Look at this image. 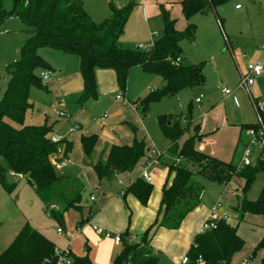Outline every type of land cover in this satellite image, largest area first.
<instances>
[{
    "label": "trees",
    "instance_id": "16d2710c",
    "mask_svg": "<svg viewBox=\"0 0 264 264\" xmlns=\"http://www.w3.org/2000/svg\"><path fill=\"white\" fill-rule=\"evenodd\" d=\"M83 1L13 0L12 9L6 12L2 7L3 0H0V26L5 20L18 17L28 33L18 50V59L6 67L8 81L0 99V184L9 188L7 174H21L46 206L59 204L60 214L70 209L81 212L85 208L82 204L84 187L82 184L78 185L68 196L59 192L60 184L70 185L73 181L57 174L51 159L58 154L65 157L71 149L70 142L63 138L57 144L51 143V129L46 125H21L29 107L30 87H41L38 72L50 71L38 55V48L62 50L76 56L83 83L81 103L97 96L94 77L97 69L112 70L121 91H125L128 74L134 67H141L160 78L161 87L151 90L147 97L134 103L141 109L142 115H145L150 101L173 97L184 89L201 87L204 83L202 65H185L181 59L180 43L193 40L195 26L187 25L183 32H177L173 20L162 13V35L153 43V47L144 52L139 49L131 51L122 48L118 40L132 7L128 5L116 9L109 4L110 16L100 23H94L83 9ZM229 1L231 0H182L179 6L183 18L189 21L197 14L215 11ZM177 59L179 63L176 65L174 61ZM185 118L189 121L182 124L172 115L157 117L162 135L170 142L167 151L181 160L178 164L174 162L168 166V175L172 174V179L169 185L165 184L162 188L160 206L153 224L138 242L130 241L127 232L120 234V252L111 264L157 263V255L149 246V237L155 228L178 229L185 217L197 207L202 186L193 180L196 176L220 185L227 184L233 177L242 178V199L233 207V211L237 213V222H241L245 214L264 219V188L255 200L245 198L256 175L264 172V148L254 164L238 170L231 162L225 163L195 150L194 142L200 138L196 127L194 136L179 146V139L191 124L187 114ZM259 118L260 126L264 129L263 111L259 112ZM7 120L20 126L12 127ZM258 127V123L248 126L254 129ZM95 141L94 135L81 137L80 144L85 157L92 154ZM147 154L143 141L133 139L130 145L112 146L105 162L94 165L93 170L98 180L114 173H127ZM151 191L152 185L140 178L126 187L125 194H131L142 206H146ZM88 219L89 216H85L78 224L82 225ZM263 241L254 247L248 259L254 258L256 251L263 247ZM243 246L244 240L238 235L236 226L225 219H218L215 229L194 237L186 256L189 264H196L198 257L204 264H230ZM60 256L61 253L56 251L52 242L25 225L0 253V264H56ZM69 263L92 264L88 249L86 248L83 256H70ZM258 264H264V256Z\"/></svg>",
    "mask_w": 264,
    "mask_h": 264
},
{
    "label": "crops",
    "instance_id": "0c3cea01",
    "mask_svg": "<svg viewBox=\"0 0 264 264\" xmlns=\"http://www.w3.org/2000/svg\"><path fill=\"white\" fill-rule=\"evenodd\" d=\"M164 1L168 4V7L166 8H170L169 18L173 20L175 30H177L175 23L179 24L181 18L185 22H189L198 15L206 16L209 13L207 11L203 14H197L189 21H186L182 16L179 6V2L182 0ZM172 4H175V6H172ZM176 6L179 8H176ZM236 6L237 5L234 7L235 11H240L241 7L236 8ZM216 10H212L211 12L215 15ZM153 11L154 10H151V13H153ZM216 24L218 27L222 28V24L218 18ZM151 37H153V34H150V38ZM225 41L227 44L226 51L224 49L216 50L218 43H209V45L206 46V49L209 51L211 50L212 53V55L209 56L210 60L207 61L211 68L208 76V79L211 78V81L208 80L210 84L206 82L204 77L207 76L204 73L205 66L202 62L197 64L202 65L203 67L202 74L204 83L201 88H203L204 85L207 86L206 90L203 92V104L201 99H199V102H196V99H194L195 104L198 106L202 104L199 108V110H201V119L190 118L191 124L184 135L179 139L178 145L181 146L187 139L193 137L195 133L194 127H196L200 138L196 139L194 142L195 150L207 156L210 154L209 157H213L219 161L225 163L231 162L237 168V166H240V160H238L237 164H234L233 160L239 146L243 148L244 145H248L244 156L246 152L251 151V147H253L252 154L249 153V156L251 154L254 158L252 164H254L256 157L260 155V152L264 148V145L260 144L253 146V144H251L253 137L248 133V129H250L248 126L250 125L258 123L259 127L257 129L253 128L255 131L262 128V126H260L259 113L256 112L254 107V102H257V98H253L252 94L258 96L259 91L264 87V47L262 44L257 45V50L252 52L248 58L236 45L235 48H232L228 39H225ZM183 42L185 41L180 43L181 49V44ZM39 49L44 51L43 56H49L48 59H45V57L43 58V56L41 57V55L38 54L47 64V70H50L51 72L49 79L46 83H43L45 84L43 89L46 94V104L48 108L55 111L62 110L64 114L67 113L71 118L76 120L79 127V130L75 133L67 135L66 132V136L62 137L71 143L70 151L63 158L58 154L51 159V162L53 160H58V158L60 160L67 159L69 161L68 163H70L69 169L70 167L72 169L67 170L66 166L60 172H57V174L73 181L72 184L65 185L68 189L71 187H75L76 189L78 185L82 184L84 189H87L89 193L86 203L83 202L82 195V204L85 208L82 209L81 212L70 209L60 214L61 207L58 203L55 204L57 210L55 212L53 210V216H51L58 226H60V228L57 227L55 229L56 239H53V235H51L52 232L50 234V232L47 231L48 229H46L47 227H43L45 228V231L43 229L36 230L32 227L30 228L40 232L46 239L52 242L57 252L62 253L67 250L68 253L65 255V259L68 261H70V256H83L87 248L88 256L92 264H111L115 258L116 249L120 247L119 245H114L111 238H105L104 232H109L113 235H120L127 232L130 241H139L141 235L155 221L160 206L162 188L165 184L169 185L171 182L172 174L168 175L169 165L165 159H161V155L159 164L149 168L148 172L152 179V182L150 183L152 185V191L146 206H142L131 194H125L126 187L141 178L145 161L149 158V151L152 148L150 147L151 139L149 134L140 121V116L142 114L140 116L136 115V117L132 112L134 109L129 107L128 104H126V106L123 101L125 98L127 103L135 106L136 109L139 110V107H137L136 104L128 101L127 96L130 94V88L128 87L127 91H121L117 85L115 73L112 70L97 69L94 73L97 96L81 103L80 94L83 90V83L79 73L76 56L62 50L46 47L38 48L37 53ZM55 54L57 55L54 56ZM199 56L197 60L202 59V57ZM73 57L76 60H72ZM183 59L185 61V58ZM184 61H182L183 64H186ZM248 64H259L262 67V73L260 76L254 78L252 85L248 89L238 88L237 85L239 79L246 73V67ZM187 65L189 64L187 63ZM136 69H140L145 76L150 77L148 72L141 67L132 68L129 75H131L133 70L136 71ZM42 71L44 70L38 72V76ZM135 76H137V74H135ZM145 76H138V78H140L141 81H147L149 78H146ZM212 79H216L219 82L218 84L221 86L219 93L224 95V97L227 96L229 98H234L231 94H225L223 92V89L225 90L223 84L229 83L234 86V93L235 91L237 92L239 100L234 104L227 102L229 99L223 102H217L212 92ZM159 87H161L160 78L158 88ZM213 87L218 89V85H213ZM153 89H156V87ZM153 89L150 87L148 93ZM183 91L184 90L180 91L173 97H177ZM144 92L145 90H141V93ZM141 93L137 96H140ZM116 97H120L121 99H117ZM137 100H139V98ZM89 103H91V105ZM95 104L101 108L98 113L93 114V118H87L82 121L75 119L77 113H79V110L76 109V107L83 108L86 105H90L86 106L84 109L90 108L93 110V105ZM262 111L264 112V110ZM55 117L56 119L58 118L56 115ZM69 118L65 117L59 119H66L70 122L71 119L69 120ZM177 118L182 124H186L189 121L186 120L185 115ZM65 121L64 123H66ZM43 124L51 129V136L55 135V127L60 125L56 120H54L52 124L51 121H45ZM68 129L69 128H67V130ZM131 129H134V131ZM91 135L96 137L94 149L90 157H85L81 149L80 139L82 136ZM133 139L143 141L148 152L146 157L141 159L130 172L114 173L108 178L98 180L94 173L93 166L105 162L108 151L112 146L130 145ZM208 146L209 148L206 150L205 148ZM262 153L264 154V151H262ZM242 167H244V165L237 169L240 170ZM9 173L7 174V178L9 179L7 184L9 185V188H4L0 184V253L3 252L14 240L21 228L28 224V221H25V218L20 217L19 211L15 206L17 205V202L13 200V197H16L17 200H19V197L17 196H19L25 189L23 188L22 192L19 194L16 181L23 182L31 191L28 195H31L33 199L31 196L25 195L23 198V200H25L26 197L27 205L34 208V211L38 209V206L42 210L41 212L44 215V220L38 225L46 223V219H49L50 217L45 214V211H43V208L46 207L45 203L38 197L34 189L28 184L27 180L23 176L19 178L11 176ZM79 176H83V179L79 178ZM106 179H112L111 181H114L116 189L119 190V192H115L114 187V189H112L106 184H103ZM197 179L204 180L206 183L216 184L217 186L209 190L207 197L204 192L205 187L201 185L202 191L197 207L185 217L178 229L169 230L162 227L155 228L149 237V246L157 255L156 264L179 263L181 259L186 256L194 237L199 234L205 218H207L212 211L216 213L218 219H225L228 222V218H234V220L237 221V213L233 211V207L242 199L240 191L243 187L244 180L239 177H233L227 184L220 185L198 176L193 177L195 182ZM75 189L72 191H75ZM95 192L99 193L98 196L93 195ZM70 193L71 190L69 194ZM245 198L247 199V193L245 194ZM247 200L253 201L255 198ZM68 213L74 215L73 220L66 219ZM33 214H36L37 218L35 217L36 219H34V221L36 220V223L38 218L40 217L41 219L42 216L40 215V212H35ZM33 214H31V218L33 217ZM85 216H89L88 221L79 225V221L84 219ZM257 219L261 223L263 230L264 219L261 216L245 214L242 221H251L257 224ZM93 226L98 227L101 232L94 231ZM58 229H61L63 234H58ZM57 242H60V247L56 245ZM260 260L261 258L255 259L254 257L253 259L247 258L245 261L246 264H258ZM242 262H239V264H242ZM56 264L65 263L57 261Z\"/></svg>",
    "mask_w": 264,
    "mask_h": 264
},
{
    "label": "rangeland",
    "instance_id": "374dc122",
    "mask_svg": "<svg viewBox=\"0 0 264 264\" xmlns=\"http://www.w3.org/2000/svg\"><path fill=\"white\" fill-rule=\"evenodd\" d=\"M109 4H111L116 9H121L128 5L132 7V10L128 15L129 17L127 18V21L123 28V33L118 40V44L122 48L131 51L135 49H139L140 47L145 48L149 46L151 43L156 42L157 39H159L162 35L163 22H162L161 14L166 13V15L170 17L169 16L170 8H166L168 7V4L164 0H84L83 8L92 22L100 23L104 19L108 18L111 14L109 9ZM235 5H239V7H241V10L235 11L234 9ZM172 6H175V4H172ZM2 7L6 12H9L13 7V0H3ZM176 8L179 7L176 6ZM151 10H154L153 13H151ZM211 11L212 10L208 11L209 12L208 15L206 16L198 15L196 18L191 19L189 22H185L181 18L179 24L175 23L177 29L176 31L180 33L185 30L187 25H193L196 27V30L193 35V41L192 42L185 41L181 44L182 46L181 59L182 61H184L183 58H185L184 61L186 63L185 65H187L188 63L191 66L197 65L198 63L202 62L203 65L205 66L204 73L207 75L204 77L208 84H210L208 80L211 81V78L208 79L211 68L209 62L207 61L210 60L209 56L212 55L211 50L209 51L206 49V46L209 45V43L210 44L218 43L216 46V50L224 49L226 51L227 44L225 39H228L232 48H235L236 45L238 48L241 49L242 53H245L246 57L248 58L250 57L252 52L257 50V45L262 44L264 47V0H231L227 2L225 5L218 8L216 10L215 15ZM217 18L220 20L222 24V28L217 26L216 24ZM26 30L27 29L22 25L18 17L9 18L5 20L0 26V99L6 89L7 81H8L6 67L14 63L18 59L17 51L21 43L24 40H26V38L28 37V33ZM150 34H153V37L150 38ZM41 50L42 49L38 50V54H40L42 57L44 51ZM139 50L144 52V50L142 49ZM56 55L57 54H55L54 56ZM198 56L202 57V59L197 60ZM44 57L45 59L49 58V56H43V58ZM72 60H76V59L73 57ZM129 74L127 77L125 90L127 91V88L128 87L130 88V94L127 97H128V101H130L131 103L138 102L142 98L147 97L150 87L151 89H153L154 87L158 88L159 86V78L157 75L148 73L150 77H147L143 74V72L140 69H136V71L133 70L131 75ZM135 74H137V76H135ZM138 76H145L146 78L149 79L147 81H141V79L138 78ZM218 83L219 82L216 79H212V92L217 102H223L229 99V101L227 102L234 104L239 100L237 92L235 91L234 93V86L230 85L229 83L223 84V87L225 88V90L228 91V94H231L232 97L234 96V98H229L227 96L224 97V95L219 93V89L221 86ZM44 85L45 84L41 82V87H35V86L30 87L28 91L29 107L25 111L21 125L43 126L44 125L43 123L45 121H51L52 124L53 121L56 120L57 123H59L60 125L58 127H55L56 130L55 136L64 137L66 136L65 134L67 132V128L78 126L77 122L76 120H74V118H71L67 113H65V116H67L68 118L70 117L69 118V120L71 119L70 122L66 119H59V117L56 119L55 110H50L46 104L47 100H46V94L43 89ZM213 85H218V89H215ZM206 88L207 86L204 85L203 88L195 87L192 89H184V91L181 92L177 97H164L159 101L152 100L147 106L145 116L141 115L140 108L139 110H137L135 106H132L131 104L128 103L129 107L134 109V111L132 112L135 114V116L141 115L140 121L144 125V128L147 130L149 137L151 139L150 147L154 148L159 154H161L162 155L161 159L163 160L165 159L168 165L173 164L177 160V158L166 151L167 147L170 146V142L162 135L159 126L157 124V117L166 114H171L174 115L175 117H179L187 114L188 117H190L191 119L192 118L201 119L200 117L201 110H199V108L203 104V99H204L203 92L206 90ZM141 90H145V92L141 93ZM139 93H141L140 96H137L139 95ZM252 97L257 98V102L261 104L260 109L264 110V87L259 91L258 96L252 94ZM138 98L139 100H137ZM194 99H201L202 104L198 106L197 104H195ZM89 104L91 105V103ZM90 105H86V106H90ZM86 106H84L83 108L76 107V109L79 110V113H77V117L75 119H78L80 121L85 120L87 118L91 119V117L93 118V114L98 113V111L101 108L100 106H97L95 104L93 105L94 106L93 110L90 108L84 109ZM63 120L64 121L66 120L65 121L66 123H64ZM7 123L15 128L20 126L16 122H12L9 120H7ZM247 147L248 145H244L243 148L239 146V148L236 150V155L233 160V163L237 164L238 160H240L239 167L243 165L242 160L244 158V153ZM208 148L209 146L206 147L205 149L207 150ZM252 148L253 147H251V151H250L251 154L253 151ZM251 154L248 160L252 164L254 158ZM69 164L70 163L67 164L66 167L67 170L72 169L71 167L69 169ZM239 167L237 166V168ZM79 178L83 179V176H79ZM111 180L112 179L110 180L106 179V181L103 182V184H106L109 188L112 189L115 188V192H119V190L116 189V185L114 181ZM7 182H9L8 178H7ZM16 182L18 184L17 190H19L18 191L19 194L20 192H22L23 188H25L20 195L18 194L19 196L17 197H19V200H17L16 197H13V200L17 202V205L15 206L19 211L20 217L25 218L26 219L25 221H28L27 225L29 227H32L33 229L44 230L45 228L43 227H47L46 228L48 229L47 231H49L50 234L52 232L51 235H53V239L54 238L56 239L55 229L57 227L60 228V226H58L56 221L53 220V217L51 216L52 212L50 213V215H48L50 217L49 219H46L47 220L46 223L42 225H38L42 223V220H44L43 218L44 215L41 212L42 210L39 208L38 205H37L38 209H36V211H34V208H31L29 205H27L26 197L25 200H23V198L24 195L31 196L28 195L31 191L23 182L20 181H16ZM196 183H199L200 185H203V187H205L204 192H205V196L207 197H208L207 193L209 192V190L217 186L216 184L206 183L204 180L201 179H197ZM263 187H264V172H260L256 175L254 182L252 183L250 189H248L247 191V199H254V198L256 199L259 191ZM74 189L75 187H71L68 189V187L65 186L64 184L63 185L60 184L59 186L60 194L66 196L69 195L70 190L71 192H73L72 190ZM84 190L85 191H83L82 194L83 202L86 203L88 199L89 191L87 189ZM98 194H99L98 192H95L93 195L98 196ZM44 210L45 208H43V211ZM56 210H57V206H55L54 212ZM35 212L36 213L40 212V215L42 216L41 219L40 217L38 218L36 223H35L36 220L34 221V219H36L37 217L36 214H33ZM31 214H33L32 218H31ZM73 218L74 215H72L71 213L67 214V218H66L67 220L68 219L73 220ZM228 222L231 225L236 226L238 235L242 237L244 240L243 249L238 254H236L235 257H233L234 259H232V261L230 262V264H239V262H241L244 258H247L251 254V252L253 251L256 245H258L260 242L263 241L262 225L258 221V219H257V224L251 221L247 222L245 220L238 223L236 220H234V218H228ZM56 245L60 247V242H57ZM119 252H120V248H117L115 256ZM263 254H264V245L261 249L256 251L254 257L255 259L262 258L264 256Z\"/></svg>",
    "mask_w": 264,
    "mask_h": 264
},
{
    "label": "built area",
    "instance_id": "2783aa9c",
    "mask_svg": "<svg viewBox=\"0 0 264 264\" xmlns=\"http://www.w3.org/2000/svg\"><path fill=\"white\" fill-rule=\"evenodd\" d=\"M236 8H239V5H237ZM152 47H153V44L151 43L149 46H147L145 48L144 47H140L139 49H142L144 51H148ZM174 63L177 65L179 63V59L175 60ZM261 73H262V67L259 64H248L247 67H246V73L240 77L237 87L241 88V89H248L252 85L254 78L260 76ZM50 75H51L50 71H42L39 74V78H40L42 83H46V81L49 79ZM223 92L225 94H228L227 90L223 89ZM116 98L117 99H121L120 97H116ZM123 101L125 102V104H128L125 99H123ZM195 101L199 102V99H196ZM254 107H255L256 112L259 113V112L262 111L260 109V107H261L260 103L254 102ZM55 115L57 117H59V118L67 117V116H65V114H64V112L62 110H56L55 111ZM78 130H79L78 126L71 127V128H69L67 130V135L73 134V133H75ZM248 133L253 137V140H252V143H251V144H253V146L257 145V144L264 145V130L262 128H260L258 131H255L253 128H250V129H248ZM62 139H63L62 137H58V136H55V135L50 136V142L53 143V144H57ZM249 153H250V151H247L245 156H244V158H243V160H242L244 166H247V165L250 164V162L248 160ZM160 158H161V154H159L154 148H151V150L149 151V158L147 159V161L145 163V166H144V169H143V171L141 173V179L144 180L146 183L150 184L152 182V179H151V176H150L148 170L151 167L157 166L159 164ZM180 160H181V158H177L175 163L178 164L180 162ZM68 162L69 161L67 159H63V160L58 159V160H53L51 162V164H52L53 169L56 172H60L63 168H65L67 166ZM9 174L11 176H16V177H19V178L22 177V175L14 174L12 172H10ZM54 209H55V205L54 204L46 206L45 210H44L45 214L47 216L50 215V213ZM217 221H218V217H217L216 213L214 211H212L211 214H209L207 216V218L205 219V221L203 222V224H202V226L200 228L199 234H203L206 231H210L212 229H215ZM93 230L96 231V232H101V230L98 227H96V226H93ZM57 233L61 234L62 230L58 229ZM104 237L105 238H111L113 240L114 245H116V246H118L120 244V242H121V238H120L119 234L113 235V234H111L109 232H104ZM67 253H68L67 250L63 251L61 253V256L59 257L58 261L63 262L65 264H70L69 261L65 259V255ZM177 264H189L188 257L187 256L183 257L181 259V261L179 263H177ZM196 264H204V263L201 260V258L198 257L197 260H196ZM242 264H246V261L244 260L242 262Z\"/></svg>",
    "mask_w": 264,
    "mask_h": 264
}]
</instances>
